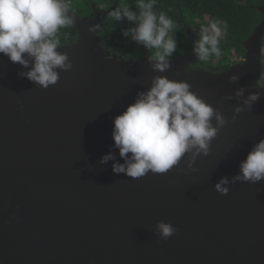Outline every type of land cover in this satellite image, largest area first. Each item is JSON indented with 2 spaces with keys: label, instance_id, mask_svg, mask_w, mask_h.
Listing matches in <instances>:
<instances>
[{
  "label": "water",
  "instance_id": "water-1",
  "mask_svg": "<svg viewBox=\"0 0 264 264\" xmlns=\"http://www.w3.org/2000/svg\"><path fill=\"white\" fill-rule=\"evenodd\" d=\"M68 5L79 38L56 49L72 67L55 69V84L20 75L34 63L27 53V67L0 53V264H264V179H235L264 140V7L243 63L212 73L193 68L195 51L163 72L152 58L112 54L99 33L115 6L84 18ZM157 77L187 83L211 106L216 134L206 153L193 148L165 173H114L125 164L114 118ZM159 222L176 232L161 239Z\"/></svg>",
  "mask_w": 264,
  "mask_h": 264
},
{
  "label": "clouds",
  "instance_id": "clouds-1",
  "mask_svg": "<svg viewBox=\"0 0 264 264\" xmlns=\"http://www.w3.org/2000/svg\"><path fill=\"white\" fill-rule=\"evenodd\" d=\"M156 0H136L137 11L124 7L123 12L114 10L111 15L116 20L123 17L136 22L134 28L124 35L131 34L132 40L152 51L156 61L154 68L163 72L168 68V58L176 49V41L170 35L173 20L163 12H154ZM69 5L65 0H0V53L8 56L13 63L28 66L24 58L27 53L33 58V66L26 76L32 82L47 88L58 80L55 69L69 70L66 54L56 49L60 45L58 33L61 28L71 26L68 15ZM224 21H211L201 28V39L195 52L200 60L209 54L221 56L219 47ZM233 76L231 79L235 80ZM185 82H174L157 77L146 93L138 94V99L114 118L113 141L119 149L125 164H114V173H125L131 178H140L149 171L165 173L184 155L196 148L207 152L208 142L216 134L210 120L214 115L211 106L189 90ZM242 94V90L237 95ZM258 95L249 97L250 101ZM239 111V109H237ZM220 125L224 120L215 114ZM131 153L129 157L128 154ZM112 159L105 155L101 163ZM241 175L237 180L257 182L264 179V140L259 141L240 164ZM227 180H221L216 189L226 195L222 187ZM157 229L161 239H168L176 229L170 223L159 222Z\"/></svg>",
  "mask_w": 264,
  "mask_h": 264
},
{
  "label": "trees",
  "instance_id": "trees-1",
  "mask_svg": "<svg viewBox=\"0 0 264 264\" xmlns=\"http://www.w3.org/2000/svg\"><path fill=\"white\" fill-rule=\"evenodd\" d=\"M71 10L80 17L93 18L94 7L111 10L114 6L121 13L124 7L137 11L136 0H65ZM264 7V0H156L154 12L157 15L163 12L173 20V29L170 35L176 41V49L168 60H175L194 51L192 36L197 42L201 39V28L211 21H224L227 27L222 28V37L219 47L221 56L209 54L206 60H198L194 69H203L212 73H221L231 66L241 64L246 59L247 51L244 43L253 35L256 28L262 23L263 15L259 11ZM113 10V11H114ZM112 11V12H113ZM111 12V13H112ZM107 15L102 22L99 33L105 47L116 55H121L129 61L152 57V51L132 40L131 34L126 31L136 26L123 17L120 20ZM61 46H71L77 43L79 35L74 23L61 28L58 33ZM264 48V38L262 41ZM260 84L264 88V55L262 58V76Z\"/></svg>",
  "mask_w": 264,
  "mask_h": 264
}]
</instances>
